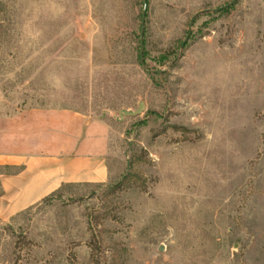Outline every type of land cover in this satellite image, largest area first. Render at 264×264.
<instances>
[{"label":"rangeland","instance_id":"1","mask_svg":"<svg viewBox=\"0 0 264 264\" xmlns=\"http://www.w3.org/2000/svg\"><path fill=\"white\" fill-rule=\"evenodd\" d=\"M230 1L147 0L141 59L144 0H0V118L105 120L111 168L0 217V264H264V0Z\"/></svg>","mask_w":264,"mask_h":264},{"label":"crops","instance_id":"2","mask_svg":"<svg viewBox=\"0 0 264 264\" xmlns=\"http://www.w3.org/2000/svg\"><path fill=\"white\" fill-rule=\"evenodd\" d=\"M110 126L65 108H30L0 118V217L7 218L72 184L110 179Z\"/></svg>","mask_w":264,"mask_h":264},{"label":"water","instance_id":"3","mask_svg":"<svg viewBox=\"0 0 264 264\" xmlns=\"http://www.w3.org/2000/svg\"><path fill=\"white\" fill-rule=\"evenodd\" d=\"M146 1L147 0H144V4H143V9H142V16H141V26H140V58L142 59L143 58V44H142V36H143V31H144V21H145V14H146ZM237 0H231L229 3L223 5L222 7H219V9H223V8H226L230 5H232L233 3H235ZM143 67L149 71V72H155V73H161V69H155V70H152V69H148V67H146L145 64H143ZM144 108V102L143 101H139L138 102V105H137V108L136 109H130V108H121L119 111H118V119H122L126 116H136L138 114L141 113V111L143 110Z\"/></svg>","mask_w":264,"mask_h":264},{"label":"trees","instance_id":"4","mask_svg":"<svg viewBox=\"0 0 264 264\" xmlns=\"http://www.w3.org/2000/svg\"><path fill=\"white\" fill-rule=\"evenodd\" d=\"M62 188H63V187H62ZM62 188L58 189L57 191H60ZM57 191H55L54 193H56ZM52 194H53V193H52ZM52 194H50V195H52ZM50 195H49V196H50ZM47 197H48V196H47Z\"/></svg>","mask_w":264,"mask_h":264}]
</instances>
